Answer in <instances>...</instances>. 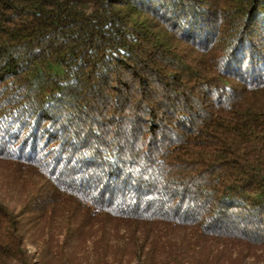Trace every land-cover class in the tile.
<instances>
[{"label": "trees", "instance_id": "16d2710c", "mask_svg": "<svg viewBox=\"0 0 264 264\" xmlns=\"http://www.w3.org/2000/svg\"><path fill=\"white\" fill-rule=\"evenodd\" d=\"M3 82L0 264H264V0H0Z\"/></svg>", "mask_w": 264, "mask_h": 264}, {"label": "rangeland", "instance_id": "374dc122", "mask_svg": "<svg viewBox=\"0 0 264 264\" xmlns=\"http://www.w3.org/2000/svg\"><path fill=\"white\" fill-rule=\"evenodd\" d=\"M5 83H7V82H3V83H1V84H0V87L3 86V85H5ZM30 248H31V249H34V246L30 245Z\"/></svg>", "mask_w": 264, "mask_h": 264}]
</instances>
